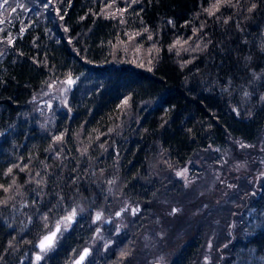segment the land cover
Here are the masks:
<instances>
[{"label": "trees", "instance_id": "16d2710c", "mask_svg": "<svg viewBox=\"0 0 264 264\" xmlns=\"http://www.w3.org/2000/svg\"><path fill=\"white\" fill-rule=\"evenodd\" d=\"M216 2L54 0L45 8L49 0H8L0 13V264H71L63 242L41 262L34 252L72 208L111 219L91 264H148L152 245L171 250L168 264H198L212 232L217 264H232L244 248L264 259V176L236 170L249 157L241 145H264V0H231L209 15ZM136 31L152 50L138 64L126 46ZM68 76L79 77L71 108L42 123L32 100ZM189 162L198 165L191 186L162 180L166 167ZM230 193L239 203L219 214ZM15 197L19 209L9 207ZM129 205L138 211L116 232ZM171 205L179 211L169 213ZM205 216L209 235L200 229ZM75 228L69 247L90 245Z\"/></svg>", "mask_w": 264, "mask_h": 264}, {"label": "rangeland", "instance_id": "374dc122", "mask_svg": "<svg viewBox=\"0 0 264 264\" xmlns=\"http://www.w3.org/2000/svg\"><path fill=\"white\" fill-rule=\"evenodd\" d=\"M51 1L54 2V0H51ZM0 3H3V0H0ZM2 10H3V8L0 9V13L2 12ZM113 12H115V10H113V8L110 7L107 10V15H109L110 13H113ZM25 15L26 14H24V16ZM120 23H122V20L120 21ZM141 36L142 35L138 34V32L136 31L135 33L131 34L128 37L129 41H128L127 45H126L127 48L129 49V51L127 53L128 59L131 60L132 62L137 63V64L139 62L143 63L145 60L150 59L152 57L151 47H147L144 44V42H141V41L139 42L136 39V38H140ZM134 40L136 42L133 45L132 42ZM120 53H122L121 50H120ZM68 78H69V76L66 77V78H62L60 80L52 79L50 82L46 83L43 86L42 90H40L39 92L36 93L34 99L31 102V106L30 107H31V109L35 110V112H37L36 115L38 116V118H40L42 120V123L47 124V123H50L52 121V119L50 117V112L52 110L58 109V110H66V111H68V109L71 108V106H70L71 105V103H70V94H71V91L78 84L79 77L71 76V78L74 80L73 84H68L66 82ZM30 116L32 117L31 114H30ZM244 145H245V151H246V149H249V150H247V155H249V157L244 159V161H242L241 163H239V165L237 166L236 170L239 171L243 167H248L249 169L256 168V172L251 178L252 179L254 177L259 178L260 177L259 175H261V173H264V145L260 146L259 148H254L253 145H250V144H247V143H245ZM249 161L255 162L256 165L254 167L248 165ZM202 162H203L202 159H198L196 161L197 164H201ZM196 163H190L189 162L185 166L174 168V170L170 169L169 167H166L167 176H164L162 174H160V176H161L162 180H165L168 177L176 178L179 182L183 183L184 185L191 186L192 183L194 182L193 177H194V174L196 173L195 172L196 171V166H198V165H196ZM156 166L161 168V165H159V164H156ZM154 167H155V165H154ZM185 170H186V172H185ZM178 172H184L185 174L182 175V176H178L177 175ZM227 176H228V173H226L225 175L220 176V179L217 181V184H221L223 182L226 183ZM203 186L205 187L206 185L203 184ZM16 190L18 191V189H16ZM176 190H178V188H176ZM233 190L235 191L236 189H233ZM240 190H242V189L240 188ZM234 191H232L231 193H233ZM20 192L18 193V195L20 194ZM224 195L225 194L223 193V191L220 190L221 199L224 197ZM16 198L17 197L14 198L15 200L10 198V200L12 199L11 201L14 200L9 205V207H11L12 209H19V206H17L18 199H16ZM225 201H227L228 205L231 204V203L232 204L229 206L228 211H227V208L221 207L220 210H219V214H221L223 212L224 215H225L227 212H229L233 208L234 205L239 203L238 196L235 197V196H233V194H231L229 197H227L225 199ZM173 208H174V206L171 205L170 209H168V212L171 213ZM133 209H137V206L136 205H131L129 209H128V206H126V208L123 211V216H121V218H120V221H118V219H117V221L115 222V224L113 226L115 228L116 232H120V231H122L124 229V227L126 225V217L135 216L136 212L133 213ZM20 210H22V209L20 208ZM68 213H66L64 216H66ZM252 215H253V213L251 211H248L244 215L243 219L247 220ZM79 217H80V214L77 212V216L74 218V220L76 221V219H78ZM106 218H108V217H104V219H102L103 221H101V222H99L97 224L95 223V227L98 228V227L104 226ZM56 223H55V225H56ZM236 224L238 225V221L236 222ZM55 225H54V227H55ZM211 225H212V221H209L208 216H205V224H203L204 227H201V228L198 227V228L203 229L209 235L211 233V229H212ZM54 227L51 230H53ZM61 227L63 229V223L62 222H61ZM196 227H197V225H196ZM68 228H70V226ZM68 228L63 229L60 233H58L56 241H55V244H54V247H56V245L58 243H62V241H63L62 236L64 235V232ZM117 229H119V231H117ZM48 232L49 231L44 233L43 236L45 234H47ZM104 233L106 234L105 235L106 237L109 236V234L107 232H102V233L98 232V233H96V235H95L96 237L93 240V243H94L93 246L96 245L98 240H101V238L105 237V236H103ZM185 233H186V230H183L181 232H177L175 234L176 237L174 239L177 240L178 236H180L181 234H185ZM146 238L148 240L153 241L151 236H150V234H148ZM214 240H215L214 239V232H212L210 234L209 241L207 242V245H206L207 248L205 250V255L207 257H209V260L207 261V264H212L214 261H215L214 264H217V262L220 260V257H218L216 259V257L219 256V254H218V252L215 249L217 244H215ZM209 242H211V244H212L211 248L208 247ZM90 245H92V244H90ZM106 245L108 247V244H106ZM107 247H105V248H107ZM153 247H155V248H153ZM53 248H51L50 250H48L46 252H42V258H41L42 260H36V258H35V260L37 262L43 261L45 258L48 257V254L52 251ZM94 248H96V247H93V249ZM147 248H148L147 253L149 254V256L151 258V261L148 264H152L155 261H162V262H164L166 264L169 263V260L167 258L170 256V251H171L170 249L158 248L156 245H152V246L147 247ZM151 248H153V249H151ZM36 252H39V251H36ZM36 252H34V253L36 254ZM226 253H225V255H226ZM231 255H233V254H231ZM75 256L73 257V259L75 258ZM229 256H230V254L228 256H225V257L228 258ZM237 256H238L237 259H234V262L232 264H257L258 262L264 263V259H262L260 257V255H258L257 249H255V248L250 249V250H247V249L244 248L240 252V254H238ZM88 262H89V264H91L92 262L98 263V260H91V261H88ZM198 264H206L205 259L203 261H201L200 263H198Z\"/></svg>", "mask_w": 264, "mask_h": 264}, {"label": "snow or ice", "instance_id": "6c2138e0", "mask_svg": "<svg viewBox=\"0 0 264 264\" xmlns=\"http://www.w3.org/2000/svg\"><path fill=\"white\" fill-rule=\"evenodd\" d=\"M51 3V0H49L48 4H45L44 7L47 8L49 6V4ZM221 3H225V4H231V0H217V2L212 5L211 9H205L206 12H208L209 15H213L215 11L219 10V7L221 5ZM8 4V0H3V3H0V9L4 8L5 5ZM18 7L23 8V5H18ZM256 5L253 4L252 8H255ZM12 12L16 11V8H12L11 9ZM120 11H124V10H120ZM249 11H251V9H249ZM61 19H63V16L60 17ZM3 21L0 20V23H2ZM225 23H227V21H225ZM203 27V26H202ZM21 31H23V29H21ZM65 31H67V29H65ZM149 39H151V37H149ZM9 43H11V41H9ZM176 43H179V41H177ZM185 43H187L185 41ZM174 46V45H173ZM151 70V69H149ZM68 84H73L74 80L71 78V76H69V78L66 81ZM245 95H247V93H245ZM123 104H127V98L122 101ZM111 131V130H110ZM57 140L61 139V137H56ZM241 147H245V145H241ZM9 172H11V169H9ZM186 172V170H185ZM184 172H178L177 175L178 176H182L184 175ZM262 176H264V173H261ZM37 183H40V181H37ZM109 183H112V181H109ZM229 187H232V185H229ZM5 192L8 191L7 188L4 189ZM254 194V193H253ZM7 201H0V204H6ZM136 211H138V209H133V213H135ZM179 209L177 208H173L172 209V214L178 212ZM121 213L117 212L116 215L119 216ZM77 216V209L76 208H72L71 211L66 215L61 217V219L59 221H57L56 225H55V229L54 230H49V233L47 235H45L40 241H39V248L41 250V252H46L48 250H50L51 248L54 247L56 238H57V234L60 233L63 229L68 228L71 225V222L74 220V218ZM44 219H47V217H44ZM96 220H100L101 219V214L97 213ZM61 222L63 223V229L61 227ZM45 227H47V224L45 225ZM97 231H99V229H97ZM117 231H119V229H117ZM105 247H107V245H105ZM208 247L211 248L212 244L211 242H209ZM225 247H227V245H225ZM89 254V249L85 248L83 249L82 253L79 256V259L76 261V264H81V261H83L85 259V257ZM127 255L126 252H122L121 256H125ZM36 260H40L41 256L39 254L36 255ZM209 260V257L205 256V262L207 264V261Z\"/></svg>", "mask_w": 264, "mask_h": 264}, {"label": "flooded vegetation", "instance_id": "af4514ba", "mask_svg": "<svg viewBox=\"0 0 264 264\" xmlns=\"http://www.w3.org/2000/svg\"><path fill=\"white\" fill-rule=\"evenodd\" d=\"M95 217H96V215H94L93 217H90V218H78V219H76V221L75 220H73L72 222H71V225H70V228H68L65 232H64V235L62 236V238H63V247L66 249V250H68V253H69V256L71 257V264H74V260L82 253V251H83V249H85V248H89L90 249V253H89V255H88V257L86 258V260L84 261V263L83 264H85L87 261H88V259H89V256L93 253V248H92V246H93V240L95 239V235H96V233H98V232H100V233H102V232H107V233H109L108 231H106L107 229H106V227L108 226V225H110V223H111V219L108 217V218H106L105 219V224H104V226H101V227H98V228H96L95 227V223L97 224V223H99V222H101V221H103L102 220V217H101V219L100 220H96L95 219ZM77 225V227L75 228V226ZM76 229V231H77V240L78 241H80V242H82L83 240H84V238H88L89 240H90V244H92V245H86V246H82L81 248H79V245H77V247L76 246H71V247H69V243H70V240L72 239V236H73V234H72V230L73 229ZM97 229H99V231H97ZM87 233V234H86ZM106 234L104 233V235L103 236H105ZM74 237V236H73ZM106 237V236H105ZM104 248H105V246H104ZM77 254V255H76ZM76 255V256H75ZM75 256V258L73 259V257ZM73 259V260H72ZM40 260H42V259H40ZM166 264V263H165Z\"/></svg>", "mask_w": 264, "mask_h": 264}, {"label": "water", "instance_id": "95a60500", "mask_svg": "<svg viewBox=\"0 0 264 264\" xmlns=\"http://www.w3.org/2000/svg\"><path fill=\"white\" fill-rule=\"evenodd\" d=\"M54 229H55V227H54ZM53 229V230H54ZM49 233V232H48ZM47 233V234H48ZM47 234H45V235H47ZM44 235V236H45ZM58 235V234H57ZM44 236H42L39 240H38V242H37V244H36V247H37V249H38V251L39 252H36V254H35V257H36V255L37 254H39L40 256H41V258H42V252H41V250H40V248H39V241L44 237ZM89 249V248H88ZM89 253H90V249H89ZM89 255V254H88ZM88 255L85 257V259L83 260V261H81V264H83L84 263V261L86 260V258L88 257ZM80 256V255H79ZM79 256L74 260V264H76V261L79 259ZM152 264H165L164 262H162V261H155V262H153Z\"/></svg>", "mask_w": 264, "mask_h": 264}]
</instances>
